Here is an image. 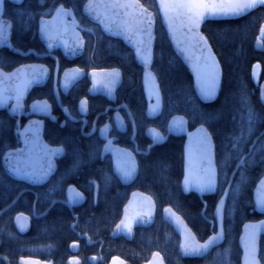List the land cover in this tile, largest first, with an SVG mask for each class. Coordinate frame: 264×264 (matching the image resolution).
Instances as JSON below:
<instances>
[{
  "label": "trees",
  "instance_id": "trees-1",
  "mask_svg": "<svg viewBox=\"0 0 264 264\" xmlns=\"http://www.w3.org/2000/svg\"><path fill=\"white\" fill-rule=\"evenodd\" d=\"M84 1L25 0L19 6V10L27 13L30 27L33 28L39 17L50 15L58 5L70 8L77 20L93 30L92 35L85 36L84 52L77 60V64L83 68H119L122 72L120 95L125 96L128 101L132 100V106L137 108L136 115L143 128L147 124L157 127L164 125L166 120L175 114L183 115L188 121L189 128L204 125L214 142L218 171V192L203 196L206 207L202 214V200L192 192L183 194L180 189L182 137H169L161 145L151 148L147 155L138 157V176L130 186H120L116 182L105 159L91 172V176L100 186L97 201L110 203L115 207L111 208L109 216H104L102 210L92 215V218L107 221L106 224L93 223L88 227L90 233L107 238L105 243L111 254H118L131 264H140L154 251L162 255L166 264H221V260L223 264H233L238 256L220 254L238 253L236 242L243 222L264 218V214L253 209L252 202V190L257 180L264 174V106L258 97V85L264 79V40L260 46L257 43L260 27L264 23V4L239 17L204 21L201 30L219 62L221 78L217 97L209 103H203L195 94L186 67L177 58L168 42L154 0H139L155 15V44L151 69L159 83L163 102L160 116L149 121L142 114L144 99L140 82L141 68L135 64L131 51L120 40L104 36L97 25L89 24L85 20L81 14ZM15 22L17 31L20 27L17 16ZM15 43H18L16 39ZM29 45L37 48L33 42ZM12 59L17 62V57L14 56ZM12 126L11 118L4 110L0 111V157L5 149L17 144ZM262 131L249 155L245 157L244 165L236 170L232 178L224 210L223 244L202 258L180 256L178 236L161 220V209L167 205L171 206L185 219L197 239L207 237L209 224L204 217L211 218L212 209L236 162L248 151L254 138ZM44 136L46 138V133ZM74 136L73 132L69 133L70 139ZM55 139H63L61 142L64 143L66 136ZM67 145L71 148L66 152V156L76 157L75 170H80L86 160L99 157V148L94 142L83 141L79 144L76 140L73 145ZM17 186L16 182L10 181L2 173L0 167V202L12 198ZM134 188L146 192L153 198L156 205L155 219L147 228H135L131 241L121 244L117 240L118 245L115 246L117 243L113 244L110 241L112 239L108 237V232L118 220L121 207ZM259 258L263 263V239L259 242Z\"/></svg>",
  "mask_w": 264,
  "mask_h": 264
},
{
  "label": "water",
  "instance_id": "water-1",
  "mask_svg": "<svg viewBox=\"0 0 264 264\" xmlns=\"http://www.w3.org/2000/svg\"><path fill=\"white\" fill-rule=\"evenodd\" d=\"M9 1L14 4L22 2V0L19 2L17 0ZM154 2L168 42L177 58L186 67L197 98L203 103L213 101L219 93L221 69L214 52L202 33L201 28L204 21L242 16L264 4V0H154ZM190 3L201 7L184 6ZM247 3L252 6L237 13L224 14L211 11V6L220 8ZM201 11L205 12L203 19H199L198 24L190 26V22L197 19ZM81 12L90 22L96 24L105 36L120 40L131 50L135 64L141 68V87L146 102L145 116L149 119L158 117L162 112L163 102L159 83L151 69L155 44L154 12L139 0H86L82 5ZM2 13L3 9L0 10V48L6 46L10 51L20 55L33 53L37 57L41 56L32 49L22 52L12 47L9 40L11 25L5 23ZM3 24L6 25L3 26ZM82 30L88 31L78 25L71 9L62 5H58L50 17L40 18L38 22V35L47 54L59 49L62 55L70 60L82 53L84 45L80 33ZM259 39L257 43L260 46L261 40L264 39V23L260 28ZM47 75L48 68L41 63L20 64L10 71L0 68V109L8 107L7 111L10 115L19 117L24 111L23 103L28 92L34 86L43 85ZM82 75L84 72L75 67L65 70L60 79L61 89L64 91L68 89ZM87 78L91 83L90 94H104L111 98L112 96L109 94H114L121 81V74L115 68L91 70L88 72ZM18 92L20 93L19 98H17ZM258 97L264 106V79L258 85ZM44 105L42 100L33 101L29 106V113H25V115L42 114L36 108L38 106L42 108ZM262 133L263 131L254 138L248 151L235 164L229 180L213 208V218H207L211 224L216 225L215 233L200 241L185 219L171 206L167 205L161 209V220L170 226L178 236L180 256L204 257L223 241L224 210L232 178L236 170L244 165L245 157L249 155ZM16 134L20 146L8 149L3 153L1 163L4 171L14 180L31 185L44 183L53 174L55 170L54 158L62 154V148L48 145L42 137V123L33 119L18 128ZM145 135L151 140L145 153L153 145L165 142L169 135L183 137L180 189L183 194L192 192L202 200L201 212L203 213L206 206L202 199L203 196L215 194L218 186L214 142L208 129L202 124L189 129L187 119L181 114H175L168 119L165 134L154 127H147ZM107 154L111 157L112 171L121 184L132 183L138 172L134 153L114 145L112 139H108L103 146L102 156ZM209 178L212 182L205 183L201 188L199 182L207 181ZM96 192L97 188L95 187V194ZM73 198L78 200L74 202ZM82 199V195L70 186L66 191V201L62 202L71 206ZM262 201H264V175L257 180L252 190L254 209L259 213H264ZM155 213L156 205L153 198L140 190H132L110 236L112 238L123 236L130 241L134 235V228H147L153 224ZM18 216H16V220ZM210 237L211 239H209ZM261 237L264 238V219L248 221L241 226L238 237V245L241 250L240 264H260L258 251ZM19 264L45 263L32 258H21ZM108 264L128 263L114 257ZM143 264H165V261L158 251H154Z\"/></svg>",
  "mask_w": 264,
  "mask_h": 264
},
{
  "label": "flooded vegetation",
  "instance_id": "flooded-vegetation-1",
  "mask_svg": "<svg viewBox=\"0 0 264 264\" xmlns=\"http://www.w3.org/2000/svg\"><path fill=\"white\" fill-rule=\"evenodd\" d=\"M24 1L25 0H22L21 3L14 4L9 0H4L2 18L6 21L5 23H9L11 25L9 40L12 47L17 48L22 52L32 49L37 54H41V56L37 57L33 53L20 55L10 51L8 47L2 46L0 48V68L4 71H10L20 64L41 63L48 68V75L43 85L34 86L28 92L23 103L24 111L19 117L10 115L7 111L8 107L0 109V111L4 110L7 116L11 118L13 123L12 128L14 129V134L17 138V144L13 147L5 149L3 153L8 149H14L20 146L16 130L24 126L27 121L33 119L34 121L42 123V137L45 142L52 147H61L62 154L54 158L55 170L49 179L44 183L37 185H31L9 177L2 166L1 158L3 153L1 154L0 167L2 173L8 179H10V181L16 182L18 186L12 198L4 202H0V264H19V260L21 258H32L45 264H108L114 257L131 264L122 256L118 254H111L108 245L105 243L107 238H101L98 236V234L90 233L88 227L93 225V223L106 224L107 221L92 218V215L95 213H100V210H102L104 216H109L111 208L115 207L113 204L97 201L100 186L99 182L91 176V172L94 171L95 168L106 159V164L108 163L110 173L115 178L116 182L120 186L132 185L135 182L139 172L138 157L147 155L151 148L162 144L153 145L148 149L147 153H145L148 145L151 143V140L145 135V129L147 127H154L162 134H165L166 124L171 116L166 120L164 125L157 127L152 124H147L143 128L136 115L137 108L132 106V100L130 99L128 101L125 96L120 95L119 88L122 82V72L119 68H83L77 64V60L84 52L85 36L88 34L92 35L93 30L90 26L85 25L81 21L77 20L74 14L73 16L78 25L88 30L80 31L81 37L84 41L82 53L71 60L65 58L59 49L53 50L47 54V50L38 35V22L40 18L50 17L52 13L48 16L39 17L36 20L33 28H31L27 13L21 12L19 10V6H21ZM16 16L20 22V27L17 31L15 30V24L17 22H15ZM82 16L89 24H94L90 22L83 14ZM4 25L6 24H3V26ZM15 39L18 41V43H15ZM30 42H33L37 48L30 46ZM14 56L17 57L16 63L12 59ZM72 67L82 70L84 75L73 82L70 87L64 91L61 89L60 79L63 72ZM113 68L120 71L121 81L115 89L114 94H109V96L112 97H107L104 94H90L89 88L91 83L87 78L88 72L91 70ZM142 97L144 99L143 92ZM38 100H42L45 103L44 107L41 108L38 106L36 108L42 114L30 113L25 115V113H29L30 104L33 101ZM145 107L146 102L144 99V108L142 114L146 120L152 121L160 116L159 115L154 119L147 118L144 113ZM70 132L75 134L73 139L69 138ZM45 133L47 139L44 136ZM141 135L143 137H141ZM61 136H66V140L64 141L66 144L61 142L63 139H55L56 137L60 138ZM169 137L173 136L169 135L166 141L169 139ZM108 139H112V143L114 145L128 149L134 153L138 172L134 181L129 185L121 184V182L114 175L112 171L111 157L108 154L102 156L103 146ZM76 140L79 144L83 141L94 142L99 148V157L97 158L98 160L96 158L86 160L85 164L82 165L80 170L74 169L76 165V157H71V155L66 156V152H68L71 148L70 145L67 144L73 145L76 143ZM70 186L74 187L75 190L82 195L83 199L74 205L68 206L62 201H66V191ZM95 187L97 188L96 194ZM132 190L139 189L134 188ZM217 192L218 186L216 193ZM77 200V198H73L74 202ZM17 215L19 216L16 220ZM207 218L209 217H204V220L209 224L208 237L212 233H215L216 225L211 224ZM212 218L213 215L209 219ZM245 222H243V224ZM222 226L224 235L223 241L217 247H215V249L220 247L225 240L224 225ZM112 228L108 232V237L112 240L109 238L108 240L113 242V244L117 243L115 246L118 245V242H116L117 240L121 244L128 242V240H126L123 236L112 238L110 236ZM238 237L236 242L237 247L239 248L238 253L222 252L220 254L221 256H238V258L233 261V264H240L241 250L238 245ZM204 239L200 241H203ZM261 239L264 240L263 237H261L260 240ZM258 259L260 264H264V261L262 263L259 258V251ZM145 261L141 262L140 264H143ZM220 263L223 264V260H221Z\"/></svg>",
  "mask_w": 264,
  "mask_h": 264
},
{
  "label": "snow or ice",
  "instance_id": "snow-or-ice-1",
  "mask_svg": "<svg viewBox=\"0 0 264 264\" xmlns=\"http://www.w3.org/2000/svg\"><path fill=\"white\" fill-rule=\"evenodd\" d=\"M17 2H19V0H17ZM184 6H185V7H189V8H197V7H201L200 5H197V4H195V3H190V4H188V5H184ZM251 6H252V5H251L250 3H247V4H239V5H235V6H225V7H220V8H217V7H215V6H211V11H212L213 13H216V12H222V13H224V14H230V13H237V12H240V11H242L244 8H246V7H251ZM3 7H4V0H0V10H2ZM141 7H143V6H141ZM203 7L207 8V7H209V6H203ZM58 11H59V9H58ZM204 15H205V12H204V11L199 12V14H198V18H197V19H194L193 21H191V22H190V26H192L193 24H198V23H199V19H203ZM41 23H42V25H43V23H44L43 19H42ZM33 78H35V77H33ZM25 83H27V81H25ZM19 95H20V93L18 92V94H17V98H19ZM211 182H212V181H211V179L209 178L207 181H200L199 183H200V185H201V188H203L205 183H211ZM261 203L264 204V201H262ZM209 239H211V237H210ZM205 243H207V242H205Z\"/></svg>",
  "mask_w": 264,
  "mask_h": 264
}]
</instances>
